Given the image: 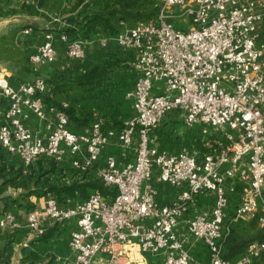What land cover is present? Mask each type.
<instances>
[{
	"label": "built area",
	"instance_id": "2783aa9c",
	"mask_svg": "<svg viewBox=\"0 0 264 264\" xmlns=\"http://www.w3.org/2000/svg\"><path fill=\"white\" fill-rule=\"evenodd\" d=\"M156 13L115 34L117 43L135 53L137 77L129 93L133 112L118 130V140L133 147V161L122 167L112 155L99 169L98 186L81 202L61 206L50 193L44 213L59 223L74 218L70 231L73 255L62 264H92L102 252L115 264L134 249L161 255V264H194L183 248L186 238L201 241L204 264H249L264 250V239H253L236 259L222 255L230 220H246L258 212L264 223V0H156ZM190 19L187 28L175 21ZM30 29L25 28L28 32ZM70 57L84 54L85 38L58 32ZM53 33L30 53L33 63L56 58ZM105 44V38L99 40ZM159 82H162L161 84ZM48 81L37 75L13 86L0 72V146L17 155L26 167L38 159L59 162L67 149L79 154L74 167L92 166L108 140L103 120L84 130L70 128V116L55 112L51 131L41 137L23 122L24 108L46 119L44 93ZM176 111L183 126L196 129L201 148L172 151L155 144L152 133L164 115ZM155 180L173 189L167 202L158 201ZM104 192H102V190ZM213 195L209 209L190 214L204 194ZM235 204L226 216L229 197ZM41 213L30 210L27 225L38 229ZM20 226L0 206V228Z\"/></svg>",
	"mask_w": 264,
	"mask_h": 264
},
{
	"label": "crops",
	"instance_id": "0c3cea01",
	"mask_svg": "<svg viewBox=\"0 0 264 264\" xmlns=\"http://www.w3.org/2000/svg\"><path fill=\"white\" fill-rule=\"evenodd\" d=\"M35 1L0 0V34L10 35L16 31L15 43L17 50L22 53L13 59L0 57V72L13 86H16L18 83L31 80L37 75L44 77L47 81L53 77H60L65 81L76 80L78 73L85 68L108 65L109 77L102 80L98 86L86 85L80 89L79 86L68 88L61 94L59 104L52 101L50 103L45 102L46 119H38L28 108H24L26 117L23 119L24 124L33 133L45 137L53 128L56 120L55 112L50 109V105L62 108V102H67L64 110L70 116V128L74 131L84 130L95 118H101L109 136L98 160L87 169L80 170L72 164L73 159L75 157L80 158V155L72 154L66 149L62 159L55 164L66 182L73 180L94 181L98 185L99 169L104 165L106 156L112 155L118 167L133 161L134 158L133 147L123 146L119 142L117 134L123 121L134 110L129 93L132 91L137 77V71L134 68L135 53L132 49L117 43L116 33L110 32L102 26H97L85 38L84 54L81 57H70L57 37L58 30L64 26V17L75 15L82 9L83 5L86 3L90 5L92 0H48L45 7L38 8V12L31 13L20 10L23 3L33 4ZM97 8L98 6H95L92 9ZM44 13L47 15L46 18L42 15ZM87 13H89V6H87V11L82 12V15ZM133 24L125 23L121 30ZM25 28L30 30L25 32ZM47 32L53 33L52 42L57 51L56 58L49 62L33 63L30 61L29 55L44 40ZM101 38H105V44L99 42ZM5 104V99L0 97V105L4 107ZM174 122L173 119L164 120L153 131V142L172 151H177L182 147L199 150L201 148L199 129H185L183 123L181 126V123L175 125ZM0 153V162L5 163V165H13L14 168L22 167L23 176L26 175V167L17 155L8 153L1 146ZM47 161L48 158H41L32 166L37 168L39 163L45 166ZM152 183L156 186L158 184L157 198L160 203L170 200L174 192L172 188L162 185L156 180ZM92 190L93 188H88V194ZM21 191L20 188L8 187L5 192L0 193L2 210L11 212L15 221L20 225L18 227L0 228V264H62L73 255L70 245V231L76 227L75 219L70 218L59 223L54 222L44 213L47 193L22 195ZM51 194L56 197L61 206L75 205L88 195L83 197L79 191H76L74 195L67 196L66 200L61 202L54 193ZM212 199L211 193L202 195L191 207L189 215L209 209ZM235 199L236 195L231 194L226 216L230 215L236 202ZM32 209L42 215L37 224L38 229L27 225V214ZM183 248L192 256L194 264L205 263L207 250L200 240L188 236ZM108 261L113 262L111 254L102 252L92 264H104ZM161 262V255H142L134 249L133 256L132 251H130L125 257H119L115 264H161Z\"/></svg>",
	"mask_w": 264,
	"mask_h": 264
},
{
	"label": "trees",
	"instance_id": "16d2710c",
	"mask_svg": "<svg viewBox=\"0 0 264 264\" xmlns=\"http://www.w3.org/2000/svg\"><path fill=\"white\" fill-rule=\"evenodd\" d=\"M47 2L48 0H36L33 4L23 3L20 10L31 13L38 12V8L45 7ZM155 3L156 0H92L90 5L86 3L75 15L64 17V26L58 32H65L70 37L79 35L86 38L97 26H102L110 32L117 33L125 23L131 25L137 20L153 17L156 13ZM87 6H89V13L82 15V12L87 11ZM95 6L98 8L92 9ZM176 26L179 25L176 24ZM15 33L16 31L10 35L0 34V57L13 59L22 54L17 50ZM109 72L108 65H96L78 73L76 80L65 81L60 77L48 79L49 89L43 95L44 101L59 104L61 94L68 88L79 86L80 89L86 85L98 86L102 80L109 77ZM55 164L52 159H48L45 166L39 163L37 168L30 164L26 166V175L23 176L22 167L14 168L13 165H5L0 162V193L5 192L8 187L20 188L23 190L21 191L22 195L54 193L58 200L63 202L67 196L74 195L76 191H79L84 197L88 194V188L99 187L94 181H63L62 173ZM101 190L104 192L103 189ZM258 216L260 217L259 213L253 219L257 220ZM259 232L257 239H264V224ZM248 243L245 245L247 246ZM242 246L241 244L239 247H234L233 235L227 234L222 247L223 257L226 259L238 258L246 248V246ZM249 264H264V250Z\"/></svg>",
	"mask_w": 264,
	"mask_h": 264
},
{
	"label": "rangeland",
	"instance_id": "374dc122",
	"mask_svg": "<svg viewBox=\"0 0 264 264\" xmlns=\"http://www.w3.org/2000/svg\"><path fill=\"white\" fill-rule=\"evenodd\" d=\"M42 15L44 16V18L47 17V15L45 13ZM52 16H55V15L52 14ZM175 23L178 24L179 26H181L182 28H187V26L190 24V19L187 18L186 20H180V21L176 20ZM258 38L260 40H264V21H262L258 27ZM159 83L161 84L162 82H159ZM166 119L167 120L173 119L175 121L174 123H176L175 125L181 123V126H182V123H183L182 117L176 111H171V112L166 113L164 115L163 119L161 120L159 126ZM196 128H198V126H196ZM185 129H187V128H185ZM61 179H63V181H66V179L63 177H61ZM154 181H155V175L152 174V182H154ZM155 184H156V182H155ZM157 186H158V184H157ZM9 191H13V190H9ZM258 213L260 216L262 215L261 212H258ZM253 218L254 217L246 219V220H230L228 222V229H229L228 235L229 234L233 235L234 247H239L241 244L243 245L242 247H244V246H246L245 244H247L250 240L257 239V236L260 233L259 231L261 230V227L263 226L264 223L259 219V216H258L257 220H254ZM233 259H235V258H233Z\"/></svg>",
	"mask_w": 264,
	"mask_h": 264
}]
</instances>
